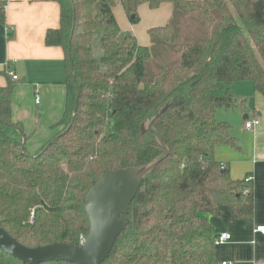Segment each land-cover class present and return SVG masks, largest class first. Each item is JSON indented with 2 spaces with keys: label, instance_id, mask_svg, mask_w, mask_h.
Masks as SVG:
<instances>
[{
  "label": "trees",
  "instance_id": "obj_1",
  "mask_svg": "<svg viewBox=\"0 0 264 264\" xmlns=\"http://www.w3.org/2000/svg\"><path fill=\"white\" fill-rule=\"evenodd\" d=\"M55 1L60 25L46 45L64 51L66 110L54 136L31 153L12 120L15 85L0 87L1 226L28 248L77 246L89 234L84 204L100 177L160 161L103 264H218L207 216L227 206L235 219H252L254 184L232 179L215 160L218 146H236L217 111L238 107L237 82L264 96V0ZM116 3L134 24L144 4L171 3L173 15L149 30L145 47L121 30ZM0 264L24 263L0 249Z\"/></svg>",
  "mask_w": 264,
  "mask_h": 264
},
{
  "label": "crops",
  "instance_id": "obj_2",
  "mask_svg": "<svg viewBox=\"0 0 264 264\" xmlns=\"http://www.w3.org/2000/svg\"><path fill=\"white\" fill-rule=\"evenodd\" d=\"M5 8V22L0 23V87L15 85L12 97V120L20 124L29 152H38L56 133L54 126L66 110L68 71L61 47L46 45V34L60 25L61 8L55 0H0ZM124 32L133 34L141 46L150 47L149 30L166 25L173 15V4L158 9L148 4L138 9L139 21H130L122 5L113 8ZM9 30V32H7ZM14 74L17 80L12 79ZM231 92L238 101L234 110L219 109L217 120L232 126L236 146L221 145L214 151L216 161L226 165L234 180L252 176L254 215L237 220L224 206L219 216L208 215L215 233H229L228 243L216 246L218 264H263L264 233V96L255 92L250 82L232 84ZM40 102H36V96ZM258 119L254 130L245 123Z\"/></svg>",
  "mask_w": 264,
  "mask_h": 264
},
{
  "label": "water",
  "instance_id": "obj_3",
  "mask_svg": "<svg viewBox=\"0 0 264 264\" xmlns=\"http://www.w3.org/2000/svg\"><path fill=\"white\" fill-rule=\"evenodd\" d=\"M152 123L142 127L143 133ZM157 137L169 153L161 137ZM160 161L145 166L129 167L104 174L90 189L84 211L90 221L88 236L77 246L55 243L37 248H28L10 236L0 224V249L24 264L46 262H69L72 264H103L113 247L127 228L126 216L145 179ZM224 172V170H223Z\"/></svg>",
  "mask_w": 264,
  "mask_h": 264
},
{
  "label": "built area",
  "instance_id": "obj_4",
  "mask_svg": "<svg viewBox=\"0 0 264 264\" xmlns=\"http://www.w3.org/2000/svg\"><path fill=\"white\" fill-rule=\"evenodd\" d=\"M7 32H9V30ZM11 75H12L13 80L18 79V77L16 75H14L13 73ZM36 102L37 103L40 102V98L38 95L36 96ZM259 124H260V121L258 119H250V120L246 121L245 129L249 130V131L254 130ZM246 180L248 182H250V181H253V178H252V176H248V178H246ZM256 232L264 233V227H258L256 229ZM230 239H231V235L229 233L225 232V233L220 234L217 237L215 244H216V246L223 245V244L228 243L230 241Z\"/></svg>",
  "mask_w": 264,
  "mask_h": 264
},
{
  "label": "rangeland",
  "instance_id": "obj_5",
  "mask_svg": "<svg viewBox=\"0 0 264 264\" xmlns=\"http://www.w3.org/2000/svg\"><path fill=\"white\" fill-rule=\"evenodd\" d=\"M250 83V82H249Z\"/></svg>",
  "mask_w": 264,
  "mask_h": 264
}]
</instances>
